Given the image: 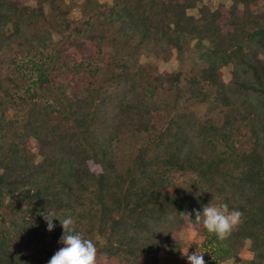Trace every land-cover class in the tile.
Returning <instances> with one entry per match:
<instances>
[{
	"label": "trees",
	"instance_id": "obj_1",
	"mask_svg": "<svg viewBox=\"0 0 264 264\" xmlns=\"http://www.w3.org/2000/svg\"><path fill=\"white\" fill-rule=\"evenodd\" d=\"M231 1L195 18L200 0H0V264L63 247L45 210L74 218L107 264L178 257L181 229L202 237L205 262L264 264V0ZM172 50L201 67L183 76L140 62ZM188 104L227 112L216 124ZM123 136L137 140L126 157ZM211 202L243 213L227 239L178 214ZM29 242L39 255L23 252Z\"/></svg>",
	"mask_w": 264,
	"mask_h": 264
},
{
	"label": "rangeland",
	"instance_id": "obj_2",
	"mask_svg": "<svg viewBox=\"0 0 264 264\" xmlns=\"http://www.w3.org/2000/svg\"><path fill=\"white\" fill-rule=\"evenodd\" d=\"M15 1L19 4V6H30L34 7L36 5L35 0H12ZM102 1V0H101ZM104 1V0H103ZM107 3H111V0H106ZM201 2L197 3L196 8L194 9H189L188 14L194 16L195 18H198L199 14L197 12V7H199L201 4H207L209 5L212 9L217 8L220 5H223L225 7H229L232 4L231 0H200ZM255 12L259 13H264V3L258 5L255 9ZM72 15L74 18H78V10L75 9L71 11ZM192 45V44H191ZM190 45V49L191 46ZM92 52L91 47H87V49L77 51L76 56L80 57L84 54H90ZM148 53V54H147ZM146 54H142L140 57V62L146 67V68H154L156 69L157 72H176L180 71L183 76H189L192 73H196L199 68L201 67L200 61L196 58L195 52L192 50L186 51L182 56H177V53L175 50H172L167 56L164 57V54L161 52L159 53V56L154 57L150 52H147ZM151 56V57H150ZM232 65L228 64L219 70L220 78L222 81L226 84L231 83V73H232ZM189 111H193L196 116L199 119H211L213 120L216 124H220L222 122V119L224 117V114L227 112L226 108H216L214 110H210V106L208 104H192V105H187L185 107ZM245 135L241 139V144L246 141V132H242V136ZM239 143V142H238ZM236 143V146L239 144ZM29 147L31 150V153L35 156L34 159L36 162L40 161V157L38 156L37 148L35 147V141L33 139H30L29 142ZM137 145V140L132 139L130 136L125 137L123 136L122 142L120 145L121 148V153L124 157L127 156V154L132 151ZM126 163V160L125 162ZM179 238L182 241L183 244V252L189 251V249L195 253L197 252H202L203 253V248L201 246L202 243V237H199L196 235L195 232L189 231L187 229H181L179 232ZM21 247V246H19ZM35 246L33 242H29L25 244L24 246L21 247L23 252H26L30 255L37 256L40 254L38 250L34 249ZM60 248H55L54 252L52 253V256L57 252ZM250 249V242L246 241L245 245L243 247L244 251V258L245 259H251L252 254L249 251ZM44 254L38 256L36 259H33L29 261V264H48V261L45 259ZM186 257H184L182 254L178 257H171L169 255H165L163 253L160 254L159 256V264H181ZM97 264H107V261L104 259H97ZM205 264H211V262L206 261ZM223 264H234L232 260L227 261Z\"/></svg>",
	"mask_w": 264,
	"mask_h": 264
},
{
	"label": "clouds",
	"instance_id": "obj_3",
	"mask_svg": "<svg viewBox=\"0 0 264 264\" xmlns=\"http://www.w3.org/2000/svg\"><path fill=\"white\" fill-rule=\"evenodd\" d=\"M187 218L189 227L202 224L210 234H215L219 239H227L232 231L239 225L243 213L239 210H230L228 204H213L212 202L203 207L202 211L178 213ZM195 216L193 220L191 217ZM47 224V230L51 232L55 228L54 220H59L63 228V235L59 241L63 245L48 261V264H97V248L91 239H87L75 230V221L71 216L58 219L53 213L45 210L39 213ZM194 222V223H193ZM202 252L189 255L182 252L187 258L188 264H205Z\"/></svg>",
	"mask_w": 264,
	"mask_h": 264
}]
</instances>
